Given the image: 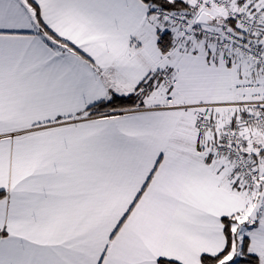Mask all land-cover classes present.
Masks as SVG:
<instances>
[{"label": "snow or ice", "instance_id": "1", "mask_svg": "<svg viewBox=\"0 0 264 264\" xmlns=\"http://www.w3.org/2000/svg\"><path fill=\"white\" fill-rule=\"evenodd\" d=\"M0 264H264V0H0Z\"/></svg>", "mask_w": 264, "mask_h": 264}]
</instances>
